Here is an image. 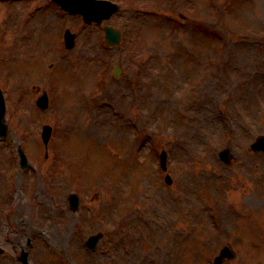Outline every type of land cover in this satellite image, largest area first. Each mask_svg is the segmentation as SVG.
Listing matches in <instances>:
<instances>
[{
    "label": "rangeland",
    "instance_id": "rangeland-1",
    "mask_svg": "<svg viewBox=\"0 0 264 264\" xmlns=\"http://www.w3.org/2000/svg\"><path fill=\"white\" fill-rule=\"evenodd\" d=\"M46 1L1 9L0 264H23L22 250L27 264H212L225 245L234 257L224 264H264V154L249 151L264 135V0H112L123 42L107 52L102 31L56 18ZM64 24L78 38L61 59ZM101 55L110 68L123 62L121 81H96ZM36 59L54 63L50 83L24 67ZM32 85L47 91L46 111ZM226 146L231 169L217 158ZM98 231L91 252L84 241Z\"/></svg>",
    "mask_w": 264,
    "mask_h": 264
},
{
    "label": "water",
    "instance_id": "water-1",
    "mask_svg": "<svg viewBox=\"0 0 264 264\" xmlns=\"http://www.w3.org/2000/svg\"><path fill=\"white\" fill-rule=\"evenodd\" d=\"M110 37L112 38L113 37V35H110ZM261 146L263 147V149H264V142H262L261 143Z\"/></svg>",
    "mask_w": 264,
    "mask_h": 264
}]
</instances>
